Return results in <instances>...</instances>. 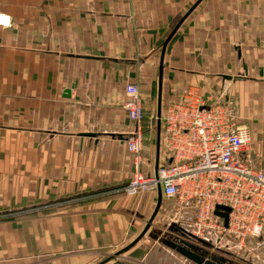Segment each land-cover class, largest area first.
<instances>
[{"label":"crops","instance_id":"0c3cea01","mask_svg":"<svg viewBox=\"0 0 264 264\" xmlns=\"http://www.w3.org/2000/svg\"><path fill=\"white\" fill-rule=\"evenodd\" d=\"M195 1L0 0L11 23L0 25V214L62 202L1 220L0 264H154L153 251L166 254L150 233L164 205L192 220V208L162 196L152 227L105 262L140 235L157 202V189L123 192L136 169L127 83L143 100V133L181 89L202 87L248 126L247 161L264 171V0H201L166 44L158 106L161 45ZM159 139L155 123L142 142L146 175L162 163Z\"/></svg>","mask_w":264,"mask_h":264},{"label":"built area","instance_id":"2783aa9c","mask_svg":"<svg viewBox=\"0 0 264 264\" xmlns=\"http://www.w3.org/2000/svg\"><path fill=\"white\" fill-rule=\"evenodd\" d=\"M9 24V16L0 14V25ZM124 94L122 106L132 123L125 146L136 166L124 194L137 197L159 185L163 198L192 208L182 236L189 243L242 246L257 237L264 227V171L247 161L248 126L236 123L220 99L207 102L202 87L189 85L160 115L163 160L155 174L146 175L138 168L145 118L138 85L127 83ZM216 211L226 212V225Z\"/></svg>","mask_w":264,"mask_h":264},{"label":"rangeland","instance_id":"374dc122","mask_svg":"<svg viewBox=\"0 0 264 264\" xmlns=\"http://www.w3.org/2000/svg\"><path fill=\"white\" fill-rule=\"evenodd\" d=\"M10 25L11 23L8 26H4V27H9ZM155 123H156V116L153 114L151 123L148 124L149 127L146 128V132L144 133V137L150 131L151 133H154ZM77 199H78L77 197H73V198L65 199V201H75ZM59 203L62 202L56 201L55 203L52 204H50L49 202L47 203V205L41 206L40 209L36 211L35 210H26L21 212L17 211L18 213H14L11 215L0 214V221L3 220L4 218L22 216L24 214L32 215L34 213H37L38 211H41L42 210L41 208L43 207H50V209H52L55 206H57ZM164 206L166 209L164 211V215L162 216L161 219L162 221L157 220L155 227L152 228L153 230L150 231V233L160 234L158 235L157 238L156 247H161V251L163 250L166 254H160L156 251H153V253L156 255V258H154L155 259L154 264H183L182 260L185 262V264H196L193 261L187 259L185 256H183L177 249L171 248L170 245L167 242H165V240L177 241L179 239V237L177 236L179 235L185 236V234L181 231L184 228H188V226H190L189 222L191 220L190 218L191 216L189 217V219L188 218L186 219V217H184V219L182 217L179 219L177 216H175V211L177 208L176 204L172 205L171 203H167ZM151 227L152 225L150 226V228ZM151 234L149 236L147 235L149 241H151L150 238ZM199 252H205L207 255L212 254L215 255L216 257H223L235 264H264V227L261 233L257 237L247 240L242 246L237 245L234 241L233 242L230 241V243L226 245L223 244L216 246L212 245V247L200 246ZM159 254L160 256H158ZM180 255L182 257L181 261L178 260L180 258ZM117 261L119 260L117 259Z\"/></svg>","mask_w":264,"mask_h":264},{"label":"water","instance_id":"95a60500","mask_svg":"<svg viewBox=\"0 0 264 264\" xmlns=\"http://www.w3.org/2000/svg\"><path fill=\"white\" fill-rule=\"evenodd\" d=\"M201 0H196L190 7L189 9L181 16V18L176 22V24L174 25V27L171 29V31L169 32V34L167 35V37L165 38V40L163 41L162 45H161V53H160V63H159V75H158V106H160V101H161V89H162V63H163V57H164V52H165V47L167 42L170 40V38L172 37V35L175 33V31L177 30V28L181 25V23L183 22V20L191 13V11L198 5V3ZM66 92L68 93V89H66ZM160 108V107H159ZM160 109H158L157 111V116H156V128H157V134H158V138H159V133H160ZM157 166L156 165V170H157ZM156 173V172H155ZM161 198H162V194H161V189L158 185L157 187V202H156V206L147 222V224L145 225L143 231L140 233V235L133 240L129 245H127L125 248L117 251L115 254H113L112 256H110L105 262L118 257L121 253L125 252V250H127L128 248H130L131 246H133L140 238H142V236L148 231L149 227L151 226V223L155 217V215L157 214V211L159 209L160 206V202H161ZM216 213L220 216H223L225 218V225H226V221H227V214L226 212L223 211H216ZM166 242L171 245L172 248L177 249L183 256H185L187 259L193 261L196 264H235L232 263L231 261L223 258V257H216L215 255H207L205 252H198L199 250V246L189 243V242H185L183 240H180L178 243L171 241V240H166ZM42 264H50L49 262H45ZM111 264H122L119 261H115Z\"/></svg>","mask_w":264,"mask_h":264},{"label":"flooded vegetation","instance_id":"af4514ba","mask_svg":"<svg viewBox=\"0 0 264 264\" xmlns=\"http://www.w3.org/2000/svg\"><path fill=\"white\" fill-rule=\"evenodd\" d=\"M171 241H173V240H171ZM165 242H166V240H165ZM174 242L178 243L179 241H174ZM168 244H169V242H168ZM169 245H170V244H169ZM198 252H199V250H198Z\"/></svg>","mask_w":264,"mask_h":264}]
</instances>
